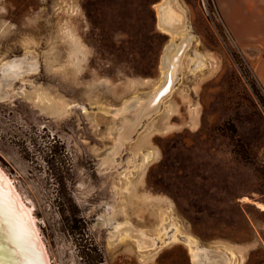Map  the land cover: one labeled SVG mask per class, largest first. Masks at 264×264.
<instances>
[{"label":"rangeland","instance_id":"374dc122","mask_svg":"<svg viewBox=\"0 0 264 264\" xmlns=\"http://www.w3.org/2000/svg\"><path fill=\"white\" fill-rule=\"evenodd\" d=\"M175 1L186 46L158 27L163 0H0V174L48 264H193L195 248L264 264L255 54L212 0ZM170 44L182 55L172 91L113 150L118 114L160 84Z\"/></svg>","mask_w":264,"mask_h":264},{"label":"bare ground","instance_id":"6f19581e","mask_svg":"<svg viewBox=\"0 0 264 264\" xmlns=\"http://www.w3.org/2000/svg\"><path fill=\"white\" fill-rule=\"evenodd\" d=\"M157 25L160 29L172 35V37L178 36L180 42L184 43L185 46L189 43V38L187 37L186 31V16L175 0H163V2L159 4V6L157 7ZM171 45L174 52H171V47H168L166 49V55L162 60V69L164 70V74L160 84L147 96V98H135L132 105L130 106L129 111L124 113L123 111H125L126 109H123L122 113L120 112L118 114L120 115L121 121L119 126L114 129V131H116V137L113 150H118L121 146H123L124 143H126V141L130 139L132 134L135 132L142 119L147 118L154 112H156L162 100L166 98L172 91V87L176 79V71L178 70V64L182 55H180L179 52V46L181 44L177 47H175V45L173 46V44H170V46ZM29 66L30 64H25L24 61H14L10 64H5L2 67V71L4 72V76L6 75L8 77H14L15 75H17L19 70H25V68H29ZM111 153L112 152H110V154ZM113 154H115V152ZM123 227L124 228L116 229L117 231L114 235L116 239L118 234H120L121 236L123 233L129 230V228L127 229L125 226ZM128 233L129 235H131L130 230L128 231ZM112 239H114V237ZM138 239H140L139 241L144 244L145 247L153 246L152 241L148 240V238ZM190 254L193 264L228 263V260L225 258V256L210 251L206 252V250H204L203 252V250H198V248L193 249Z\"/></svg>","mask_w":264,"mask_h":264},{"label":"water","instance_id":"95a60500","mask_svg":"<svg viewBox=\"0 0 264 264\" xmlns=\"http://www.w3.org/2000/svg\"><path fill=\"white\" fill-rule=\"evenodd\" d=\"M0 190L3 212L0 264H48L45 249L33 230V220L10 190L3 174H0Z\"/></svg>","mask_w":264,"mask_h":264},{"label":"crops","instance_id":"0c3cea01","mask_svg":"<svg viewBox=\"0 0 264 264\" xmlns=\"http://www.w3.org/2000/svg\"><path fill=\"white\" fill-rule=\"evenodd\" d=\"M212 2L231 41L237 47L253 50L255 70L264 89V0H212ZM259 206L254 205V209L259 214H264V207ZM253 224L254 222L250 221L254 228Z\"/></svg>","mask_w":264,"mask_h":264},{"label":"snow or ice","instance_id":"6c2138e0","mask_svg":"<svg viewBox=\"0 0 264 264\" xmlns=\"http://www.w3.org/2000/svg\"><path fill=\"white\" fill-rule=\"evenodd\" d=\"M0 192H2V190H0ZM2 217H3L2 203H0V236H2L3 234Z\"/></svg>","mask_w":264,"mask_h":264},{"label":"built area","instance_id":"2783aa9c","mask_svg":"<svg viewBox=\"0 0 264 264\" xmlns=\"http://www.w3.org/2000/svg\"><path fill=\"white\" fill-rule=\"evenodd\" d=\"M200 1V4L201 6L203 7V9L206 11L207 9H205V3L207 2V0H199ZM208 15V12L206 13Z\"/></svg>","mask_w":264,"mask_h":264}]
</instances>
